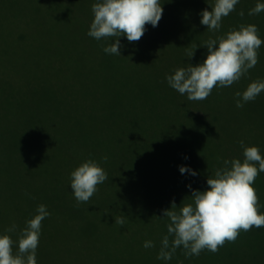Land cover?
<instances>
[{"label": "trees", "instance_id": "trees-1", "mask_svg": "<svg viewBox=\"0 0 264 264\" xmlns=\"http://www.w3.org/2000/svg\"><path fill=\"white\" fill-rule=\"evenodd\" d=\"M95 2L0 0V201L25 220L38 205L47 206L51 215L42 221L38 248L44 239L58 236L50 229L52 236L45 237L46 224L57 217L62 234L76 244L65 246L87 248V264H119L110 259V235L118 245L125 240V251L132 250L129 242L137 246L141 261L165 264L143 247L146 240L155 244L151 236L156 231L167 234L163 210L173 201L177 207L190 202L187 185L204 190L223 159L243 160L240 141L264 154V92L242 108L236 107L235 96L264 79V44L246 77L229 87H214L204 100L180 95L165 77L202 63L204 42L240 24H255L264 40V12L250 16L257 0H240L213 33L200 24L199 13L209 8L206 0H164L158 26L146 25L139 41L121 37L117 56L103 51L113 38L97 41L87 35ZM188 125L194 126L190 145L169 141L168 130ZM204 156L208 160L202 167ZM87 159L100 163L108 179L88 202L77 203L70 173ZM182 165L198 175L181 174ZM258 177L264 179V172L255 181ZM114 217L125 223L116 224ZM261 236L238 238L245 243L243 253L226 256L210 257L205 249L186 259L180 247L168 264H210L211 258L216 264L229 259L230 264H264ZM248 246L263 250L246 253ZM45 258L38 250L37 264Z\"/></svg>", "mask_w": 264, "mask_h": 264}, {"label": "clouds", "instance_id": "clouds-1", "mask_svg": "<svg viewBox=\"0 0 264 264\" xmlns=\"http://www.w3.org/2000/svg\"><path fill=\"white\" fill-rule=\"evenodd\" d=\"M164 0H96L92 4L93 20L87 35L97 41L113 38V42L104 47L107 54L121 56V37L128 42L139 41L146 31V25L158 26L162 18ZM209 8L202 10L200 24L213 33L219 32L223 18L235 11L240 0H206ZM264 12V0H257L248 15ZM241 10L239 15L244 16ZM264 40L260 38L259 28L255 24H240L227 33L209 38L203 47L207 48L206 59L196 65L187 64L166 75L168 85L180 95H186L191 101L206 99L214 87H229L246 77L249 70L258 63V53ZM194 51L189 54L193 57ZM264 92V79L249 83L246 89L236 92V107L254 101ZM243 148V160L223 159V167L217 168L207 178L204 190L192 189L190 202L177 207L173 201L170 209L162 212L168 219L167 234L161 239L157 259L168 264L176 250L184 249L185 258L199 256L207 249L212 253L219 251L225 242H235L240 231H250L253 227H264V212L259 209L256 189L253 187L256 177L264 172V154L258 146ZM218 159H221L218 157ZM107 160V157H104ZM181 174L197 176L198 172L190 166H179ZM71 189L77 203L88 202L98 191L97 186L107 179L104 168L93 159L82 162L71 173ZM179 208V211L176 209ZM51 213L44 204L38 205L36 214L26 221L19 230L12 224L0 233V264H37V248L41 236L42 221ZM115 223H125L123 217H114ZM171 237V240H170ZM143 247L153 248L155 244L146 240Z\"/></svg>", "mask_w": 264, "mask_h": 264}, {"label": "rangeland", "instance_id": "rangeland-1", "mask_svg": "<svg viewBox=\"0 0 264 264\" xmlns=\"http://www.w3.org/2000/svg\"><path fill=\"white\" fill-rule=\"evenodd\" d=\"M32 28V27H31ZM194 126L188 125L186 128L181 129L180 131H175V129H170L168 130L167 136L169 141H177V142H182V143H191L193 135L192 133L194 132L193 130ZM196 145V144H195ZM188 147V146H187ZM186 147H182V149L184 150ZM203 161L201 162L202 167H205V163H207L208 158L206 156L203 157L202 159ZM253 187L256 189L257 192V196H258V201L259 204L262 205V207L259 209V211H264V179L258 177V180L255 181ZM4 195L8 196L7 194H5L4 191ZM2 197V195H0ZM12 210H15L13 207H11L10 204L7 203V201H0V233L4 232L5 229L7 227H9L10 225H12L13 223L17 225V232L13 234V239H16L18 234H19V230L22 229L23 227H25L26 221L29 220H25L22 218H19L18 216H16ZM50 224H46L45 230L47 232V235L45 237H51L52 235L48 234V231H50V229L53 230V232H57L58 236H54L53 238H49V239H44L42 241V244L39 248H37V252L38 250H40V254H46V258L43 260V264H60L61 261L63 259H71V258H76L75 261H70L71 264H79V260H82V264H87L88 263V250L87 248L85 250L82 249H78V248H67L65 245H70V246H75V242H73L70 239H67L63 234H62V228L57 226L58 223V218L57 217H53L50 219ZM167 223L164 221L162 227H166ZM56 226V227H55ZM159 225H157L156 227H158ZM251 231H253V234H251ZM55 232V233H56ZM166 235V234H165ZM262 235V236H261ZM64 238H63V237ZM164 235H161V233H159L158 231H156V234H153L151 237L152 239L155 241V247L150 248L149 253L154 255L159 252L160 247H161V239ZM261 236L260 239H264V227L261 228H255L253 227L250 231H240V235L238 236V238H245L247 240H252L255 239L257 237ZM109 239V243H108V251H113L114 254L110 257L111 261L113 262H118L119 264H151L149 259L148 260H140L136 254L138 253V249L137 246H134L133 244H131L129 242V248L132 250H124V242L125 240L120 239L119 240V245H118V239L113 238L111 239V235L109 237H107ZM238 238L236 239L235 242H225V245L223 247H221L219 249L218 252L216 253H212L210 251H208L207 249V253L210 257H214L217 254H224L226 256V253H229V251H233L236 252L237 254L243 253V249L245 246V243H242L240 240H238ZM111 239V240H110ZM171 240V237H170ZM41 243V241H39ZM85 242V241H84ZM92 242V241H91ZM90 242V244H91ZM86 246L87 241L85 242ZM242 244V245H241ZM113 245V246H112ZM119 246L118 250L116 251L115 247ZM254 247V248H253ZM246 248V247H245ZM246 253H255L258 252L259 247L257 246L255 248V246H248L246 248ZM260 251H262L263 249H259ZM68 251H70V253H68ZM140 251V250H139ZM184 253V252H183ZM74 255V256H73ZM175 256V254H174ZM236 256V255H235ZM153 262V261H152ZM210 264H216V260L214 258H211L209 260ZM227 264H230L231 262H233V260L229 259L226 261ZM41 263V261H40Z\"/></svg>", "mask_w": 264, "mask_h": 264}]
</instances>
